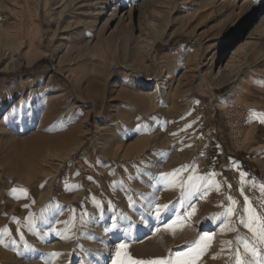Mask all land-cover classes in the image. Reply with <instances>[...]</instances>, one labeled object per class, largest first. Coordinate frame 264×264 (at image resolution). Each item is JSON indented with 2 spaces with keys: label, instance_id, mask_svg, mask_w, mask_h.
<instances>
[{
  "label": "rangeland",
  "instance_id": "374dc122",
  "mask_svg": "<svg viewBox=\"0 0 264 264\" xmlns=\"http://www.w3.org/2000/svg\"><path fill=\"white\" fill-rule=\"evenodd\" d=\"M262 121L264 0H0V264H264Z\"/></svg>",
  "mask_w": 264,
  "mask_h": 264
},
{
  "label": "snow or ice",
  "instance_id": "6c2138e0",
  "mask_svg": "<svg viewBox=\"0 0 264 264\" xmlns=\"http://www.w3.org/2000/svg\"><path fill=\"white\" fill-rule=\"evenodd\" d=\"M262 122H264V121H262ZM246 203H248L247 198H246ZM164 208L167 209L168 206L165 205ZM229 211H231V209ZM245 212L247 214L249 212V209L246 208L245 209ZM156 215H157V217H159V215H160V209H156ZM258 219H259L258 216L255 215L254 212H253V214L248 215V221L247 222H245L243 219H242L241 222L242 223H246V225L250 227V224L251 223H254V222H257ZM261 239L264 240V227H262V230H261ZM124 247H125L124 244H119V248L120 249H123ZM117 254L119 255V253H117ZM53 255H55V254H53ZM187 255L188 254L185 253V252H177V253H175V256H176L175 264H192V261H189V260H183L182 261L180 259L181 257L187 256ZM151 264H172V262H168V261H158V262H151Z\"/></svg>",
  "mask_w": 264,
  "mask_h": 264
},
{
  "label": "bare ground",
  "instance_id": "6f19581e",
  "mask_svg": "<svg viewBox=\"0 0 264 264\" xmlns=\"http://www.w3.org/2000/svg\"><path fill=\"white\" fill-rule=\"evenodd\" d=\"M119 9H120V6L118 5V6H116L115 7V9H114V12H117V11H119ZM145 21H147V19L146 20H144L143 22H145ZM242 45V44H241ZM240 45V46H241ZM229 95V94H228ZM225 98L227 99V96H224V97H218L217 99L219 100V101H222V100H225ZM237 128V127H236ZM238 131V130H237Z\"/></svg>",
  "mask_w": 264,
  "mask_h": 264
}]
</instances>
